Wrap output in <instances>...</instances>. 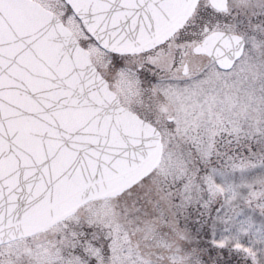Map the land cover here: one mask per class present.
Returning <instances> with one entry per match:
<instances>
[{"label":"snow or ice","instance_id":"obj_1","mask_svg":"<svg viewBox=\"0 0 264 264\" xmlns=\"http://www.w3.org/2000/svg\"><path fill=\"white\" fill-rule=\"evenodd\" d=\"M0 264H264V0H0Z\"/></svg>","mask_w":264,"mask_h":264}]
</instances>
